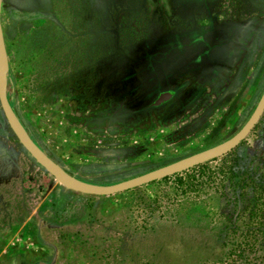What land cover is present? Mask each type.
<instances>
[{"label": "rangeland", "instance_id": "rangeland-1", "mask_svg": "<svg viewBox=\"0 0 264 264\" xmlns=\"http://www.w3.org/2000/svg\"><path fill=\"white\" fill-rule=\"evenodd\" d=\"M0 22L16 118L85 184L117 185L229 141L264 94V0H0ZM259 155L264 114L204 171ZM5 177L0 264H264V236L242 240L221 187L188 202L180 223L144 203L173 182L110 197L69 191L20 145L0 106Z\"/></svg>", "mask_w": 264, "mask_h": 264}, {"label": "trees", "instance_id": "trees-1", "mask_svg": "<svg viewBox=\"0 0 264 264\" xmlns=\"http://www.w3.org/2000/svg\"><path fill=\"white\" fill-rule=\"evenodd\" d=\"M232 162H227L228 167L217 168L208 176L204 168L212 162L167 178L162 182H156L152 185L168 186L170 182L173 183L163 195H156L155 200H148L149 202L144 203H147L149 208L152 203L164 204L160 207L165 206L167 213L173 212L175 214L173 222L180 223L177 219L184 214L188 202L197 206L198 201L203 199L205 189L218 191L221 187L224 202L228 207L231 205L237 209L233 223H236V227L243 231L242 240H256L260 235L264 236V225L260 221L264 214V156H254L250 160L236 159L233 162L236 164ZM210 199L211 201L216 200L214 196ZM219 218L227 221L225 216ZM175 260L178 264H186L184 259L176 258Z\"/></svg>", "mask_w": 264, "mask_h": 264}, {"label": "water", "instance_id": "water-1", "mask_svg": "<svg viewBox=\"0 0 264 264\" xmlns=\"http://www.w3.org/2000/svg\"><path fill=\"white\" fill-rule=\"evenodd\" d=\"M9 60L4 41L3 29L0 22V106L4 117L19 141L20 145L35 160V162L52 176L65 189L87 196L110 197L117 194L135 190L146 185L162 181L166 178L187 172L193 168L204 165L223 156H226L243 143L260 122L264 114V94L254 113L242 130L229 141L175 162L158 170L133 178L113 186H96L79 182L67 174L61 167L51 161L47 155L33 142L16 118L7 97ZM173 96L172 92L163 93L156 101L157 106L166 103Z\"/></svg>", "mask_w": 264, "mask_h": 264}, {"label": "flooded vegetation", "instance_id": "flooded-vegetation-1", "mask_svg": "<svg viewBox=\"0 0 264 264\" xmlns=\"http://www.w3.org/2000/svg\"><path fill=\"white\" fill-rule=\"evenodd\" d=\"M242 56H244V54H242ZM242 59H243V57H242ZM165 93H169V92H165ZM172 93H173L172 98H171L169 101H167L166 103H164V104H168V103H170V102L173 101V100L176 98V96L178 95V91H177V90L172 91ZM164 104H161V105H159V106H162V105H164ZM156 106H157V105H155L153 108H156ZM255 128H256V127H255ZM241 144H242V143H241ZM233 151H234V150H233ZM233 151H232V152H233ZM232 152H230V153H232ZM230 153H229V154H230ZM229 154L226 155V158H227V156H228V158H229ZM10 171H12V169H10ZM10 173H11V172H10ZM7 178H8V177H5V178L0 179V183H2V182L5 183V181L7 180ZM11 182H12V180L10 179V183H11ZM8 184H9V182H8ZM9 185H10V184H9ZM13 187H15V184H12V185H11V188H13ZM17 200H18V199H17ZM18 201H19V200H18ZM20 205H21V203H20ZM20 208L23 209V205H21Z\"/></svg>", "mask_w": 264, "mask_h": 264}]
</instances>
